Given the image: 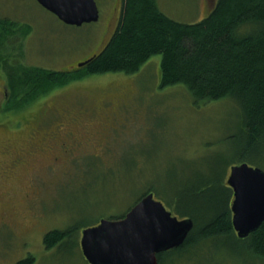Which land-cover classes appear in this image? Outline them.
Here are the masks:
<instances>
[{
    "label": "rangeland",
    "instance_id": "obj_1",
    "mask_svg": "<svg viewBox=\"0 0 264 264\" xmlns=\"http://www.w3.org/2000/svg\"><path fill=\"white\" fill-rule=\"evenodd\" d=\"M94 1L98 21L74 26L36 0H0V19L14 22L17 30L10 41L14 44L3 47L6 65L71 72L63 86L17 111H6L5 62L0 63V149L10 143V149L28 150L26 136L48 104L55 103L66 115L73 109L84 111L92 138L94 118L118 122L117 128L102 130V142L83 140L78 131L76 139L82 144L66 141L69 149L60 154L58 165L48 169L47 158L34 166L28 161L0 185V264H14L27 255L34 257L33 264H88L80 248L81 230L100 219L123 216L147 191L182 219L191 210H206L207 199L216 193L214 184L227 183L231 166L246 163L264 170V150L248 156L241 149L244 126L238 105L231 99L195 102L181 84L160 87L159 54L131 74L79 77L82 70L76 71L75 65L106 44L122 7L121 0ZM156 1L160 11L182 23L201 20L215 2ZM103 99L112 104L104 105ZM36 142L41 145L39 139ZM232 199L231 195L230 205ZM180 202L188 210H181ZM69 227L72 232L63 250L45 249L42 239L47 231ZM246 248L244 240L217 237L165 261L264 264V258Z\"/></svg>",
    "mask_w": 264,
    "mask_h": 264
},
{
    "label": "trees",
    "instance_id": "obj_2",
    "mask_svg": "<svg viewBox=\"0 0 264 264\" xmlns=\"http://www.w3.org/2000/svg\"><path fill=\"white\" fill-rule=\"evenodd\" d=\"M16 33L14 22L0 19L6 111H17L38 96L63 86L71 74L6 65L3 47L14 44L10 41ZM156 54L161 56L160 87L181 84L195 102L233 100L244 126L241 149L249 152L248 156L264 150V0H215L204 18L193 23L169 18L160 11L156 0H122L110 38L89 63L76 71L82 70L79 77L117 71L131 74ZM213 188L216 193L207 199L203 206L206 210L182 215L192 219L193 228L181 246L157 254L158 264H166V258L182 255L198 242L229 236L244 240L248 252L264 258V221L239 239L231 224V188L224 182ZM180 206L181 210H188L181 202ZM71 232L70 227L47 231L42 239L45 249L63 250ZM33 262L34 257L27 255L14 264Z\"/></svg>",
    "mask_w": 264,
    "mask_h": 264
},
{
    "label": "water",
    "instance_id": "obj_3",
    "mask_svg": "<svg viewBox=\"0 0 264 264\" xmlns=\"http://www.w3.org/2000/svg\"><path fill=\"white\" fill-rule=\"evenodd\" d=\"M36 1L67 25L80 26L99 17L94 0ZM226 182L233 192L231 224L243 239L264 221V170L246 163L234 165ZM192 228V219L173 216L148 192L122 218L100 219L82 229L80 248L88 264H158L157 254L181 246Z\"/></svg>",
    "mask_w": 264,
    "mask_h": 264
},
{
    "label": "flooded vegetation",
    "instance_id": "obj_4",
    "mask_svg": "<svg viewBox=\"0 0 264 264\" xmlns=\"http://www.w3.org/2000/svg\"><path fill=\"white\" fill-rule=\"evenodd\" d=\"M120 2L122 3V0ZM121 3H119V5H121ZM75 67L77 66L75 65ZM106 100L108 99L100 101L104 102V105L112 104V102ZM57 103L59 102H56V104ZM68 105L69 104H67V106ZM97 108L98 107L93 109V111L95 112ZM67 109L71 110L70 106ZM83 112L73 109L67 115L65 114L66 112L61 114L58 111V105L55 106V103L48 104L41 116L38 117L35 127L30 130L26 136V141L28 140L30 142L28 143V150H26V147L19 150L10 149V143L5 144L0 149V185H2L5 180L7 181L8 178L15 177L20 168L28 161L31 162L30 166H34L39 160L47 158L49 160L48 169H52L53 165H58L61 158L60 154H64V151L69 149L66 141L75 140L73 144L77 142V144L80 145L81 141L76 139V134L80 130L83 140L90 141L97 139L102 142V130H109V127L110 129L117 128L118 122L116 120L113 121L112 119V122L109 121L110 118L101 119L99 117H93L95 122L92 126L96 128V132H92V138L90 132H88L89 125L86 123L88 119L87 115H83ZM96 119L100 120V122ZM103 124L104 126L102 127ZM37 139H39L41 145H38L36 142ZM61 150L62 153L60 152ZM32 186L34 187L36 184ZM35 191L36 193L34 195H37L38 192L37 190ZM34 195L26 196L33 197Z\"/></svg>",
    "mask_w": 264,
    "mask_h": 264
}]
</instances>
